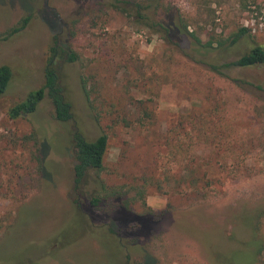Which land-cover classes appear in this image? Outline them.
Wrapping results in <instances>:
<instances>
[{"label":"rangeland","instance_id":"obj_1","mask_svg":"<svg viewBox=\"0 0 264 264\" xmlns=\"http://www.w3.org/2000/svg\"><path fill=\"white\" fill-rule=\"evenodd\" d=\"M164 1L204 41L248 28L229 58L264 46V0ZM28 16L0 42L12 72L0 97V264H223V249L249 236L239 217L264 207V65L217 75L202 62L216 54L168 44L95 0H0V35ZM56 42L79 55L60 62L73 118L57 121L48 95L10 118L44 85ZM75 132L108 134L107 192L95 172L74 190ZM107 193L102 208L90 204ZM154 194L162 211L147 206Z\"/></svg>","mask_w":264,"mask_h":264},{"label":"trees","instance_id":"obj_2","mask_svg":"<svg viewBox=\"0 0 264 264\" xmlns=\"http://www.w3.org/2000/svg\"><path fill=\"white\" fill-rule=\"evenodd\" d=\"M217 0H206L210 5ZM98 6H110L114 9L134 17L135 21L145 27L152 28L160 33L163 39L176 47L193 44L205 51L206 55L216 54L213 61L203 60L209 70L217 75L229 78L228 71L232 68H253L264 65V46L256 45L240 58H229L225 53L237 45L242 39L251 38L250 30L246 27L231 33L224 38L222 35H213L204 41L196 30L181 14L180 11L164 0H95ZM133 13V15H132ZM30 17L23 18L17 26L0 35V42H5L26 29ZM215 32V31H213ZM192 40V43L188 41ZM50 60L45 71V83L38 90L32 91L27 98L14 105L9 111V117L18 119L34 114L39 104L46 95L54 106V116L59 122L67 123L73 118L72 104L68 97V87L60 74V62L73 63L79 60V55L69 43L63 46L57 42L50 49ZM60 59V60H58ZM12 72L9 66L0 67V97L3 96L10 84ZM82 87L89 99L87 82L82 79ZM261 87H259L260 89ZM75 165H74V190L78 191L88 181L89 174H97L96 181L100 184L101 191L107 192L106 185L100 180L98 174L104 169L105 156L108 149L109 136L102 133L96 140L89 141L81 132H75ZM98 194V193H97ZM93 195L90 204L99 209L106 200L114 195ZM105 199V200H104ZM264 217V207L254 212L243 213L239 217L243 228L250 231L247 240L237 246L223 249L221 262L223 264H259L264 253V236L260 232V221ZM1 226V225H0ZM220 256V255H219Z\"/></svg>","mask_w":264,"mask_h":264},{"label":"clouds","instance_id":"obj_3","mask_svg":"<svg viewBox=\"0 0 264 264\" xmlns=\"http://www.w3.org/2000/svg\"><path fill=\"white\" fill-rule=\"evenodd\" d=\"M146 203L153 211H162L165 205V201L158 194L149 195L146 197Z\"/></svg>","mask_w":264,"mask_h":264}]
</instances>
